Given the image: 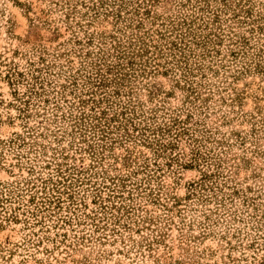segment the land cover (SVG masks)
Segmentation results:
<instances>
[{"label":"rangeland","instance_id":"rangeland-1","mask_svg":"<svg viewBox=\"0 0 264 264\" xmlns=\"http://www.w3.org/2000/svg\"><path fill=\"white\" fill-rule=\"evenodd\" d=\"M93 2L0 0V264H264V0H124L162 51L119 97L168 125L155 166L122 132L92 163L72 132L91 59L128 40Z\"/></svg>","mask_w":264,"mask_h":264},{"label":"trees","instance_id":"trees-1","mask_svg":"<svg viewBox=\"0 0 264 264\" xmlns=\"http://www.w3.org/2000/svg\"><path fill=\"white\" fill-rule=\"evenodd\" d=\"M112 2V4H106L103 0H97V2L92 3L91 8L88 6V10L93 11L95 15L101 14V12L105 10L107 13L103 11V15L112 17L115 25L129 21L130 12L125 8L124 0H119L118 3L115 0H112ZM104 5L110 8V10ZM125 26L129 31L128 33L124 32L123 36L127 37L128 40L122 42L116 39V36H108L112 42L110 41L109 45L106 43L103 44L104 47L112 49V52H105L99 48L98 54L95 55L94 59H91L90 62L93 73L92 76L88 77L90 80L88 84L91 87L87 88L85 94L75 95L74 101L70 102L68 109V119L71 122L72 132H74V130L80 132V138L84 144L80 146L79 150L87 153L92 163L97 162L98 159L96 148L100 147L104 149L103 147L107 146L108 143L114 142L115 138L111 136L115 132H122L121 136L126 137L125 139L139 140L142 145L150 149V158H154L153 160L155 163L158 158L162 157L161 154L163 152L172 149L174 146L169 141L166 142V136L170 132L166 122L163 126L161 123H147L146 116H142L143 119H140L141 116L137 117L135 115V107L134 103L132 104L131 98L126 102L121 101V98H119L124 92L123 88L126 86L125 83L131 81L132 78L135 79L137 76H142L146 72L145 68L148 66L149 61L155 60V58L149 56L150 49H154L158 54L161 51L158 50L159 45L145 42L142 37H133L132 33L129 34L135 28H140V25L137 26L130 20L128 25ZM170 31H176L175 27H171ZM161 36L160 40H164L165 36ZM181 36L184 37V35ZM104 37L107 38V36ZM92 42L93 41L89 37L88 44ZM207 42L208 41H204L203 44L201 43V47L205 46ZM179 51L182 53V50ZM176 55L177 54H174L173 58H175ZM143 57H145L144 60H142ZM137 58L139 59L137 60ZM175 62L178 64L180 61L175 60ZM158 65L159 64L154 65V71H157L156 67ZM17 74L20 78L24 76L22 73ZM10 84L14 83L10 82ZM152 88L153 86H151V89H147L148 94L151 96H153L156 91L152 90ZM34 93L37 94V91H34ZM82 95H84V97ZM16 97L15 101H18L20 104L21 102L26 103L19 95ZM114 97L119 98V100L115 102L114 99H112ZM20 112H23V110H20ZM62 117H66V114L63 112ZM137 119H140V121H135ZM130 130H132L133 133H131ZM67 134L70 135V132ZM118 137L119 136H117V139H119ZM127 154L128 156L125 157L123 162L124 167L130 166L133 162L136 163L135 157H132L131 150H127ZM148 160V157L144 159L143 166H140L142 169H132L126 176L129 177V175L145 173L143 171H147L149 168L148 162L150 160ZM155 163L154 166L157 165V163ZM179 165L181 166V164ZM83 170L84 168L75 169L77 173L82 174L86 172L88 168L85 169V171ZM145 176L143 181L147 182L148 185L152 176H150L149 173L145 174ZM137 182L138 180L136 178L135 183ZM116 186V184L113 186L112 192H114ZM197 186H201V180L189 183V190L194 192ZM149 191L151 192V188Z\"/></svg>","mask_w":264,"mask_h":264}]
</instances>
